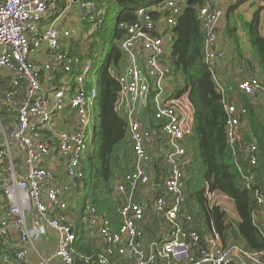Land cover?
Here are the masks:
<instances>
[{"label": "built area", "instance_id": "1", "mask_svg": "<svg viewBox=\"0 0 264 264\" xmlns=\"http://www.w3.org/2000/svg\"><path fill=\"white\" fill-rule=\"evenodd\" d=\"M78 1L80 19L89 25L92 34L103 24L105 8L95 0ZM216 1L205 0L198 11L205 32L204 62L210 68L217 67L225 58V51L217 46L223 12ZM73 2L65 0L63 6L54 7L51 15L55 19H51L50 0H0V167L7 173L6 177L0 176V198L8 203V215L0 219V237L7 238L12 229L20 230L16 246L4 243L1 262L31 264L27 260V245L33 246L34 240L43 234L40 227L30 228L27 223L28 213L34 211L35 218L43 219L58 234L54 257L61 264H262L263 252L248 251L240 245L225 248L214 229L205 236V247L195 253L199 235L181 224L182 219L190 218L183 206V168L190 156L179 141L192 131L194 110L187 91L172 96L175 77L170 49L176 17L184 0H164L154 6L162 14L161 34H157V26L148 15L151 8L142 5L136 10L137 21L125 25L127 34L118 43L124 66L117 77L120 89L115 108L127 122L133 171L126 176L125 184H115V192L121 195L116 207L118 227L113 228L91 202L84 203L83 220L93 229L102 251L95 260L76 254V227L68 217L70 206L65 198L70 183L49 185L53 171L47 163L62 157L69 181L83 178L81 160L92 151L94 107L99 93L97 74H91L94 69L91 59L79 65L78 57L69 54L70 45L81 35L71 26L58 28L54 22L43 25L44 19L54 21L70 10ZM42 45L46 58L33 60L32 54ZM238 87L248 95L261 88L254 78L239 81ZM151 90L154 115L161 120L156 131H151L142 117ZM225 111L227 142L231 146L240 145L250 165L257 166L256 141L243 140L241 117L245 109L227 104ZM65 120L71 126L58 127ZM161 137L166 138L167 145L161 154L166 172L163 192L156 194L150 208H146L135 200V193L152 182L151 160L159 157L160 152L148 149ZM18 149L24 151V173L18 170L14 153ZM204 198L207 210L218 207L225 211L231 201L208 183ZM256 204L254 220L264 218V195H258ZM149 211L165 223L160 238L146 237L144 224ZM113 247L121 257L120 262L112 260ZM42 264L49 262L43 259Z\"/></svg>", "mask_w": 264, "mask_h": 264}, {"label": "trees", "instance_id": "2", "mask_svg": "<svg viewBox=\"0 0 264 264\" xmlns=\"http://www.w3.org/2000/svg\"><path fill=\"white\" fill-rule=\"evenodd\" d=\"M95 1L105 8L104 22L92 35L77 40L73 44L74 48L71 46V50L69 49V54L78 57L79 65L86 59H91L93 67L98 69L95 74L99 93L94 107L92 151L81 160V168L83 180L89 181L95 177L98 194H109L113 191L112 184H115L117 179L116 172L124 169L121 177L123 183L126 176L133 171V165L129 166L133 151L127 141V122L121 111L115 108L120 89L117 77L124 66V57L118 43L127 34L125 25L137 21L136 10L141 5L150 6L151 0ZM152 1L154 4L164 2ZM242 1L244 0L227 7L223 14V24L221 23L218 29L217 41L221 40L224 44L223 48L220 45L219 48L239 64L236 67L237 78L233 80L223 79L220 77L218 66L210 68L204 62L205 32L198 19V11L205 0H184L182 11L176 17L173 28L175 38L170 49L171 69L175 77V91L172 96H180L187 91L194 110L192 131L181 141L190 155L186 168H183V206L188 210L190 218L182 219L181 224L199 235V240L195 243V253L205 247L204 237L214 229L225 248L238 244L248 251L263 252L264 264V218L254 220L252 217V213L258 208V195H264V115L261 112L262 103L258 100L260 93H264V29L261 8L254 11L250 20H246L243 14L237 12ZM113 15H116L114 24L110 25L109 20ZM148 15L156 25L162 18V14L156 9H150ZM240 32L244 33L249 44L248 53L240 45ZM251 78L257 79L261 88L248 95L238 87V83ZM152 98L151 90L142 117L151 131H156L161 120L154 115ZM227 104L245 109L241 117L243 140L256 141L257 166L250 165L248 156L240 145L231 146L227 142L224 131L228 117L225 111ZM165 148L166 138L161 137L148 150H158L163 154ZM133 159L134 157L132 161ZM151 163L160 172H164L161 155L153 158ZM0 176H7L1 167ZM207 183L211 189L226 194L233 201L239 220L228 218L218 207L209 210L205 208L204 188ZM155 188L159 190L158 193L161 192V185ZM93 194L96 196V191H92V196ZM97 197L92 204L99 214L101 212L96 203ZM108 220L111 221L109 218ZM158 221L164 222L159 219ZM110 223L113 228L118 227L117 224ZM152 223L154 228L157 220ZM75 230L78 238L74 247L76 254L90 256L95 260L102 251L101 243L98 242L94 246L91 243H82L79 241L81 230L77 227ZM146 236L152 238L155 234L148 229ZM111 257L116 262L121 261L115 247ZM0 264H3L1 260Z\"/></svg>", "mask_w": 264, "mask_h": 264}, {"label": "crops", "instance_id": "3", "mask_svg": "<svg viewBox=\"0 0 264 264\" xmlns=\"http://www.w3.org/2000/svg\"><path fill=\"white\" fill-rule=\"evenodd\" d=\"M239 1H241V0H217L216 2H217V6L222 10V12L224 14L225 10L227 9V7H229V5H231L234 2H239ZM50 2H51V6H53V7H52V11L50 13H48V15L50 17L52 16L51 19H55L54 14L51 15V13L55 11L54 7L63 6L65 0H50ZM154 3L155 2L151 0L150 6H148V7L151 9H155L154 6L156 4H154ZM258 8H261L260 14H261V18H262V28L264 29V3L262 0H244L238 6L237 12L243 14V16L246 20H250L253 16L254 11L257 10ZM224 19H225V17L223 15V17L221 19L222 24H223ZM51 22H54L56 27H58V28H63V27H68V26H71L73 28L74 24H80L81 26H84L85 24L88 25L86 22L81 21V19H80V8H79V1L78 0H74L71 9L65 10L62 13V15L59 18H57L56 20L47 21L44 19L43 25L44 26L49 25ZM156 26H157L156 28L158 29L157 34H161L162 30L164 29L163 21L161 19L159 21H157ZM75 32H77V35H81V37L78 40L83 39L81 31L78 30ZM239 39H240L241 47L243 48V50L246 53H248L250 50V47H249V44H248L247 39H246L243 32L239 33ZM217 45H218V47L220 45L221 48L224 47V44L221 40H219ZM71 46H73V44L70 45V48H71ZM72 48H74V46ZM31 58L33 60H36V61L44 60L46 58L44 45H42V47L37 52L33 53ZM237 66H239V64L237 62L233 61L232 57L228 56V54L226 52V56H225L224 60L220 61L219 65H218L220 77H223V79H225V80H227L229 78L231 80H233L234 78H237V74H236V67ZM258 100H259V102L262 103V109L263 110L261 112L264 115V93H260V95L258 96ZM142 111H143V107L141 108L140 114H142ZM70 126H71V123L69 120L61 121L58 123V127H60V128H67ZM181 141H179L180 144H181ZM166 148H167V145H166ZM14 153L17 156L16 161L18 164V170L20 171V173H24V167H23L24 151L22 149L21 150L18 149V150H15ZM158 154H160V153H158ZM132 158H133V156H131L129 159V161H130L129 166L130 167H132L133 161H134V159L132 161ZM162 163H163V161H162ZM47 164H48V167H50L53 171L52 177L48 180L49 185L50 184L54 185L57 183H66V182L70 183V190L65 195V198H66V201L68 202V204L70 206V209L68 212V217L72 220L75 227H77L81 230L79 241H81L82 243H91L94 246L95 244H97L100 241L93 234V229H91L89 227V224L83 220V216H84L83 205L86 201L93 203V201L98 196L97 197L98 201H96V203H98L97 204L98 209L101 212L99 214L104 216V217L107 216V218L111 219L110 222L117 224V226H118L119 225V217L116 213L115 205L117 207L116 201L121 198V195L115 192V184H116V182H119V183L122 182L121 177H122V173H123L124 169H120L118 172H116L115 176L117 177V179H116L115 184H112V186L114 187L112 192H110L109 194H106V193L103 194L102 192H101V194H98L99 191H98V189L94 183L95 178L94 179L90 178L89 181L83 180V179H80V180L73 179V180L69 181V179L66 177L64 162H63L62 157H59L57 160H50ZM163 166H164V163H163ZM120 171H122V172H120ZM156 172H159V178H160V182H161L159 184H155L153 182L154 177L156 175ZM165 173H166L165 168H164V172H160L157 168L154 167L152 170V174H153L152 182L147 184V185H144L143 187H139L138 191L135 193V200L142 202L146 208L147 207L150 208V205L152 204V200H153L154 196L156 194H161L163 192V187H162L163 175ZM88 183H90V185H91L90 187H89ZM123 183H126V181H124ZM159 185H161V192L160 193H158L159 190L157 188H155V186H159ZM92 191H94V193L96 191V196L94 194H93L94 196H92ZM156 191H157V193H156ZM46 203H47V205H49L51 207L50 203H48V202H46ZM7 205H8V203L6 202V200L1 197L0 198V219L7 217V215H8V211L6 208ZM53 212L54 211H52L51 213H53ZM224 212L227 214L228 218L233 219V220H239V215H238L237 209H236L232 200L231 201L229 200L228 206ZM34 214H35L34 211L28 213L27 223H28L30 228L31 227L32 228L33 227H40V230H42L43 234H40L34 240L33 246L27 245V251H28L27 260L31 264H42L43 259L47 260L49 262V264H61L58 261V259H56V257H54V253H55L57 245H58V240H57L58 234L54 230L50 229L43 219L35 218ZM154 220H157V223H156V225L154 224V228H153L152 222ZM146 228L150 229L152 231V233L155 234V236L150 238V239H154L156 237L160 238L161 237L160 235L165 230V223L159 222L158 219H156V217L153 215L152 211L151 212L149 211V212H147V221L144 224V229H146ZM148 229H147V231H148ZM147 231H146V234H147ZM9 234L10 235L7 238L3 239L2 237H0L1 238L0 239V260H1V254H2L3 247L5 246L4 243H6L9 247H10V245L16 246V244L19 240V237H20V230H18L16 228L12 229V230H10ZM208 235H209V233H208ZM146 237L149 238L148 236H146ZM204 241H205V237H204ZM235 245H238V244H235ZM9 247H8V249H9Z\"/></svg>", "mask_w": 264, "mask_h": 264}, {"label": "rangeland", "instance_id": "4", "mask_svg": "<svg viewBox=\"0 0 264 264\" xmlns=\"http://www.w3.org/2000/svg\"><path fill=\"white\" fill-rule=\"evenodd\" d=\"M115 16L116 15H113L111 18H110V20H109V22H110V25H113L114 24V18H115ZM73 29V31L75 32V31H81L82 32V38L83 39H85V38H87V37H89L90 35H91V31H90V27L88 26V25H84V26H81L80 24H74V27L72 28ZM97 67H98V65H96ZM98 69H93L92 70V72H91V74H95L96 73V71H97ZM145 109H146V107H144V111H145ZM0 143H1V141H0ZM87 176V175H86ZM87 177H89V175L87 176ZM95 177H93V179H94ZM88 185H89V187L91 186L90 185V183H88Z\"/></svg>", "mask_w": 264, "mask_h": 264}, {"label": "water", "instance_id": "5", "mask_svg": "<svg viewBox=\"0 0 264 264\" xmlns=\"http://www.w3.org/2000/svg\"><path fill=\"white\" fill-rule=\"evenodd\" d=\"M143 32H147L145 29H142ZM174 36L171 37L172 40H174ZM214 48V46L212 47ZM184 168H186V166H184ZM75 180H78V179H75ZM155 184H159L160 183V178H159V172H156V175L154 177V181H153Z\"/></svg>", "mask_w": 264, "mask_h": 264}, {"label": "bare ground", "instance_id": "6", "mask_svg": "<svg viewBox=\"0 0 264 264\" xmlns=\"http://www.w3.org/2000/svg\"><path fill=\"white\" fill-rule=\"evenodd\" d=\"M69 49H70V47H69Z\"/></svg>", "mask_w": 264, "mask_h": 264}]
</instances>
